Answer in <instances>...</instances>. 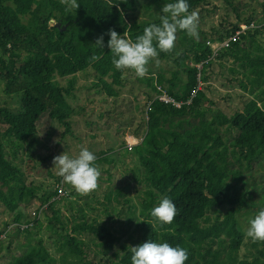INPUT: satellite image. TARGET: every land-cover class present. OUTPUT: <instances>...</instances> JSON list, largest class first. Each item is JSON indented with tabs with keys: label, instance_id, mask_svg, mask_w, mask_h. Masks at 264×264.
<instances>
[{
	"label": "trees",
	"instance_id": "1",
	"mask_svg": "<svg viewBox=\"0 0 264 264\" xmlns=\"http://www.w3.org/2000/svg\"><path fill=\"white\" fill-rule=\"evenodd\" d=\"M174 2L77 0L80 7L68 12L60 0H0V81L4 83L6 96L20 95L18 109L0 108V202L13 215L14 228L23 227L24 206L34 200L42 206L37 214L52 211L53 217L60 220V211L54 210L53 204L62 198L61 188L68 194L66 184L59 177L54 193L39 195L38 189L27 183L23 165L10 156L11 152L39 144L44 123L47 128L44 136L49 135L54 122L64 126L62 138L71 133L68 102L71 92L56 85L54 79L92 70L101 83L109 79L112 86H123L126 75L135 73L117 70L112 64L107 47L108 30L114 29L121 36L126 32L127 38L135 41L145 27L160 23L164 4ZM140 3L151 19H137L135 11ZM187 3L191 12L204 9L210 0H187ZM205 11L209 10L205 8ZM242 22L238 19L223 30L212 27L210 33L199 29L203 33L201 39L178 31V47L175 41L171 52H160L157 58L173 68L168 71L159 68L156 75L147 74L143 78L135 75L136 81L148 89L147 122L143 135L135 133L140 143L126 148V153L135 164L131 170L133 178L144 189L138 191L139 208L130 199L123 201L129 208L126 223L135 224L143 243L151 239L186 248L185 264H264L258 256L253 261L240 258L246 237L239 217L253 200L243 168L251 170L264 157V47L260 43L264 26L243 30ZM252 22L250 17L246 24ZM238 31L241 34L237 41L214 56L211 44L225 41ZM101 35L103 49L95 47ZM227 51L258 78L250 88L240 82L262 107L240 125L233 123V116L215 107L216 102L208 96L209 77L205 70L225 57ZM93 54L100 59L92 62ZM201 63H204L201 73L204 85L191 104L177 108L158 99L161 94L158 87H162L171 97L186 103L198 85L195 66ZM153 65L155 60L150 61L148 69ZM114 151L110 148L94 154L101 162L113 163L115 160L107 157ZM120 196L119 189L112 190L106 200L112 203L119 201ZM165 196L175 203L178 214L171 225L152 229L148 224L153 219L150 209ZM25 224L29 226L25 229L28 232L41 226L38 218ZM62 225L67 227L64 239L68 249L61 258L64 264H84L87 260L84 247L91 242L79 238L83 234L92 235V242L105 255L121 245V237L96 218L90 219L84 206H79ZM4 232L0 230V238ZM40 245L42 251L38 252L44 257L48 249L44 243ZM121 249V254L113 253L117 258L115 264H131L130 245L123 244ZM258 253L264 257V249ZM70 257L72 260L68 261ZM0 264H14V261L3 259Z\"/></svg>",
	"mask_w": 264,
	"mask_h": 264
},
{
	"label": "rangeland",
	"instance_id": "2",
	"mask_svg": "<svg viewBox=\"0 0 264 264\" xmlns=\"http://www.w3.org/2000/svg\"><path fill=\"white\" fill-rule=\"evenodd\" d=\"M205 8L209 11H205ZM205 8L196 11L199 15L197 30L199 39L203 36L201 30L210 33L212 27L215 30L230 28L238 19L243 20L241 26L244 30L264 26V0H210V4ZM237 12L240 13V17H237ZM135 14L140 21L151 19L149 13L142 8V3L137 6ZM250 17H253L254 22L248 25L246 23ZM260 43L264 47V34ZM176 46L178 47L177 39ZM227 52L225 57L217 59L212 67L205 70V75L209 77L208 96L216 102L215 107L233 116V123L240 125L249 114L262 110L261 104L248 90L242 88L240 82H244L250 88L258 78L251 71L245 70L238 57ZM159 68L168 71L173 67L165 61L155 59V65L148 69L147 74L156 75ZM233 70L237 71L233 72ZM167 75L170 76V73ZM54 82L71 92L68 96L71 105L69 111L71 133L62 138L64 126L54 122L49 128V135L44 136L43 133L47 129L44 123L41 126L43 133H40L38 138L40 143L34 148L26 147L18 152H11V158L23 165L27 183L37 188L39 195H47L54 193L58 186L59 176L53 169L52 163L54 157L64 152L75 156L81 147H86L93 153L108 151L110 148L116 149L107 157L109 160H115L113 163L96 161L101 170V177L95 190L82 195L66 184L68 194L55 201L53 209L60 211L61 219L65 222L79 206H84L90 219L96 218L97 222L109 226L115 235L121 237V245L135 247L142 244L140 230L135 224L126 223L129 208L123 201L130 199L139 208L138 191L144 189L133 178L131 170L135 164L131 156L126 153V148L140 143L141 140L135 133L138 132L141 136L146 128L149 104L147 86L137 82L133 74L126 75V81L121 87L112 86L109 79L101 83L92 70L66 78L56 77ZM19 106L20 95L6 96L4 83L0 81V108L8 107L16 110ZM243 169L247 186L253 195L252 202L239 217V224L245 232L249 218L264 207V157L260 158L251 170ZM117 189L121 191L119 201L113 200L109 203L106 195ZM74 191L75 194L72 195ZM41 207V202L37 200L24 206L23 225L25 221L37 218L41 225L28 232L23 228L20 230L14 228L13 215L8 212V206L0 202V230L5 231L0 238L1 261L12 260L14 264H64L61 258L68 249L64 239L67 227L64 228L61 219L53 217L52 211L37 214ZM7 224L10 225L7 227ZM79 238L87 243L91 242L88 247H84L87 252V260L84 264H115L117 258L113 253H122L121 245H116L112 252L105 255L102 248L92 242V235L83 234ZM245 239L246 243L241 248L240 258L253 261L258 256L264 260V257L258 253V250L264 249V242ZM41 242L48 249L44 257L38 252L42 251ZM71 260V257L68 258V261Z\"/></svg>",
	"mask_w": 264,
	"mask_h": 264
},
{
	"label": "clouds",
	"instance_id": "3",
	"mask_svg": "<svg viewBox=\"0 0 264 264\" xmlns=\"http://www.w3.org/2000/svg\"><path fill=\"white\" fill-rule=\"evenodd\" d=\"M65 10H77L80 5L77 0H60ZM159 24H151L144 28L143 34L138 35L135 41L123 36L114 29H109L110 39L107 47L112 54V64L117 70H131L139 78L148 73L150 61L158 58L160 52H171L175 48L178 31H186L190 37L198 36L199 15L196 11L189 12L187 0H176L166 3L162 8ZM95 47L103 49L104 36L101 35L95 42ZM100 59L93 54L92 62ZM97 156L86 147H81L75 156L62 153L53 158V169L62 179L79 194H89L98 187L101 170L96 163ZM121 178V177H120ZM119 178V179H120ZM118 179V180H119ZM178 214L175 203L167 196L150 209L153 218L148 224L152 229L157 225H171ZM245 237L252 242H264V207H261L248 220ZM131 264H185L188 259V250L179 245L172 246L167 242L148 241L135 247H130Z\"/></svg>",
	"mask_w": 264,
	"mask_h": 264
},
{
	"label": "built area",
	"instance_id": "4",
	"mask_svg": "<svg viewBox=\"0 0 264 264\" xmlns=\"http://www.w3.org/2000/svg\"><path fill=\"white\" fill-rule=\"evenodd\" d=\"M244 30V29H243ZM241 34V31L236 32L235 35H233L232 37L226 39L225 41L222 42H216L211 44L212 48L214 50V56L217 55V53L219 51H221L222 49H226L228 48L231 43L237 41V39L239 38V35ZM193 66V65H192ZM198 69V85L193 89V91L191 92L190 98L186 103H183L181 101H177L176 99H174L173 97H171L167 90L162 88V87H158V89L161 91V94L158 96V99L168 103V104H172L173 106L177 107V108H181L183 105L185 104H191V102L193 101V99L196 97V95L198 94V91L202 90L204 83L201 80V73L204 70V63L198 64L195 66ZM67 195L65 193V191L61 188L60 189V197L61 196H65ZM29 226L28 225H23V230L27 229ZM21 228V229H22Z\"/></svg>",
	"mask_w": 264,
	"mask_h": 264
},
{
	"label": "water",
	"instance_id": "5",
	"mask_svg": "<svg viewBox=\"0 0 264 264\" xmlns=\"http://www.w3.org/2000/svg\"><path fill=\"white\" fill-rule=\"evenodd\" d=\"M61 26V23L60 22H58L57 23V27H60ZM66 27H64L63 29H65Z\"/></svg>",
	"mask_w": 264,
	"mask_h": 264
}]
</instances>
